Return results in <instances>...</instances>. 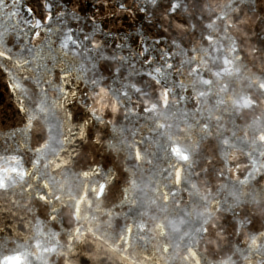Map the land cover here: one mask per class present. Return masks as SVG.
<instances>
[{"label":"water","instance_id":"95a60500","mask_svg":"<svg viewBox=\"0 0 264 264\" xmlns=\"http://www.w3.org/2000/svg\"><path fill=\"white\" fill-rule=\"evenodd\" d=\"M8 2L0 261L264 264V0Z\"/></svg>","mask_w":264,"mask_h":264},{"label":"snow or ice","instance_id":"6c2138e0","mask_svg":"<svg viewBox=\"0 0 264 264\" xmlns=\"http://www.w3.org/2000/svg\"><path fill=\"white\" fill-rule=\"evenodd\" d=\"M19 3H20V0H10V4L12 5V9L13 10L11 12H9L8 14H9V16L11 18H15V17H17L19 15V13L15 9V5H17ZM8 4H9L8 0H0V9L7 10ZM46 4H47V7H46L45 11H46L47 14L45 15L43 21H40V20H36L35 21V23L33 25V27L35 29H40L42 23H47V22L51 21V19H52V12H51V10H52L53 4L50 3V2H48V0H46ZM119 7H120V9L122 11H126L127 10L126 7H125V5L123 3L121 5H119ZM24 11L29 16H31L33 14L31 8H26ZM64 15H65V13L63 11H61L60 13H58V16H64ZM20 31L23 32L24 29L21 28ZM73 31L74 30L71 29V28L68 29V32L69 33L73 32ZM40 35H41L40 31H35L32 39H39ZM72 40H73V37H72V35L69 34L67 36V41H72ZM137 43H139V44L142 45L141 51H143L145 53V55H146L147 54L146 53V49H147V43H146V41L144 39H142L141 37L138 36L137 37ZM156 43H159V41H156ZM49 47H51V45H49ZM60 47L61 48H66L67 47V43L65 41H61ZM36 63L38 65L37 71H40L41 70L40 67H39L40 61H36ZM61 79H64V77L62 76ZM10 87H11V85H10ZM21 110H23V109H21ZM0 264H4V262L0 261Z\"/></svg>","mask_w":264,"mask_h":264}]
</instances>
